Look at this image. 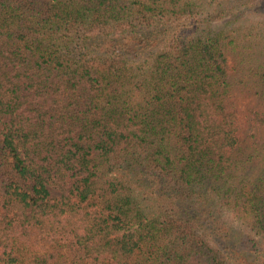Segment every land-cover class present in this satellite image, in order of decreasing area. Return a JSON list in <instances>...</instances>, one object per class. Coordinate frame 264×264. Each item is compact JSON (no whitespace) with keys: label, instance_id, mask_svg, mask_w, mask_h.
Returning a JSON list of instances; mask_svg holds the SVG:
<instances>
[{"label":"trees","instance_id":"obj_1","mask_svg":"<svg viewBox=\"0 0 264 264\" xmlns=\"http://www.w3.org/2000/svg\"><path fill=\"white\" fill-rule=\"evenodd\" d=\"M0 264H264V0H0Z\"/></svg>","mask_w":264,"mask_h":264},{"label":"rangeland","instance_id":"obj_2","mask_svg":"<svg viewBox=\"0 0 264 264\" xmlns=\"http://www.w3.org/2000/svg\"><path fill=\"white\" fill-rule=\"evenodd\" d=\"M227 20L228 19L219 20V22H216L214 25H216L217 27H220V26L224 25ZM57 194H58L57 191L52 190V195L53 196H56Z\"/></svg>","mask_w":264,"mask_h":264}]
</instances>
